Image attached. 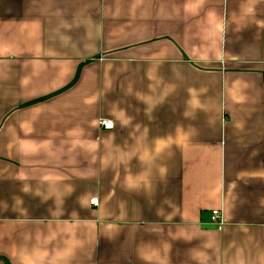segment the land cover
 Instances as JSON below:
<instances>
[{"label":"crops","instance_id":"obj_1","mask_svg":"<svg viewBox=\"0 0 264 264\" xmlns=\"http://www.w3.org/2000/svg\"><path fill=\"white\" fill-rule=\"evenodd\" d=\"M0 264H264V0H0Z\"/></svg>","mask_w":264,"mask_h":264},{"label":"built area","instance_id":"obj_2","mask_svg":"<svg viewBox=\"0 0 264 264\" xmlns=\"http://www.w3.org/2000/svg\"><path fill=\"white\" fill-rule=\"evenodd\" d=\"M98 125L103 130H111L114 128L113 121H111L109 119H105V118L100 119L98 122ZM90 204L92 206H97L98 205V199L94 198V199L90 200ZM210 221H211V224L216 229L221 230L223 225H224L222 212L220 210H213L211 212Z\"/></svg>","mask_w":264,"mask_h":264}]
</instances>
